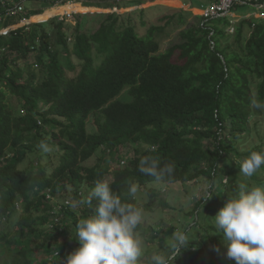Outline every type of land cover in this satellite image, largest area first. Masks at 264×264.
I'll list each match as a JSON object with an SVG mask.
<instances>
[{
  "label": "trees",
  "instance_id": "1",
  "mask_svg": "<svg viewBox=\"0 0 264 264\" xmlns=\"http://www.w3.org/2000/svg\"><path fill=\"white\" fill-rule=\"evenodd\" d=\"M60 1L70 0L40 3ZM145 1L126 0L124 6ZM22 5L16 15L0 8V30L34 15L49 18L44 6ZM81 9L74 5L73 12H86ZM197 18L164 51L154 36L161 27L149 25L140 33L123 14H107L93 32L78 25L72 53L64 40L63 20L0 34V264H64L79 246L76 224L94 214L97 201L75 211L68 199L58 202L59 195L70 186L81 202L82 185L91 192L96 181L106 179L123 200L139 207L127 193L131 184L143 187L155 181L138 171L146 156L174 166L164 183L200 177L230 183L223 182L221 173L227 177L230 172H222L220 163L238 154L236 143L249 117L264 112L251 106L253 100L264 103V19H243L233 26L229 17ZM178 21L184 22L182 15ZM229 26L233 34L227 32ZM70 54L82 63L75 76L68 75L75 68ZM42 140L50 146L47 153L38 147ZM253 151L264 149L256 147L247 156ZM97 152L96 164L83 165ZM115 153L125 160L111 170ZM235 178L233 193L241 183L264 184V165L251 178ZM206 201H196L189 214H199ZM208 208L203 213L207 223H197L202 237L187 234L189 243L175 264H235L225 256L222 233H217Z\"/></svg>",
  "mask_w": 264,
  "mask_h": 264
},
{
  "label": "rangeland",
  "instance_id": "2",
  "mask_svg": "<svg viewBox=\"0 0 264 264\" xmlns=\"http://www.w3.org/2000/svg\"><path fill=\"white\" fill-rule=\"evenodd\" d=\"M16 1L17 0H0V8H4L8 5L10 6L7 7V9L12 8L13 6L17 5L18 2ZM23 1H25L26 5L30 6V8L44 6L42 7V12L51 7L59 6L57 5L58 3H55L52 6L43 5L40 3L42 0ZM77 1L78 2H76V0H70L66 3H73V6L75 5L76 7H82V9L86 12L57 14L42 20L40 18L34 17V15L24 19L16 25L1 29L0 34L6 33L9 30L22 25L42 23L51 21L52 19H54L56 23L67 17L65 20H63L65 25L63 29L64 40H66L67 46L69 47V52L72 53V47L74 43L72 36L78 25H80L79 28L82 31L93 32L99 28L101 22L107 14H123L126 17L132 18V21L137 24V28L140 33H146L149 25L161 27L159 30L155 31L154 36L159 42L160 51H164L166 48L180 40L179 33L181 30L187 28L193 22L199 20L197 17H205L203 14V9L209 4L208 0H146L143 4L126 7L124 6L127 5L126 0ZM61 2L62 1H60V3ZM23 9L24 8H22V10ZM260 12H262V10L253 5L238 4L231 11L229 24L235 26L240 20L243 19H260L261 17L258 15L255 16ZM171 15L174 16V19L172 21H168L166 17ZM178 15H182L184 22L178 21ZM261 19H264V17ZM143 22H145V24H143ZM45 25H47V23ZM228 28H230V26ZM227 32L230 34L234 33L233 29H228ZM246 32L247 30L245 33ZM50 33L52 35V45H55L56 43L58 44L56 41V29L50 30ZM70 55L71 61L75 65V68L73 71H68V75L75 76L80 71L82 63L77 58L72 56V54ZM176 57L174 59H176ZM32 59L33 56H31L29 61ZM35 69L37 70V68ZM255 89L256 87L252 86L251 94L253 97H255ZM88 127L90 130H92L91 119L88 123ZM246 128L247 130L241 137V140L236 143L238 154H231L229 159L223 158L220 163L222 166H220V170L222 172H225V170L230 172L228 173L227 177H225V173H221L224 175L223 182L228 183L230 179L229 184H222L218 178L211 181L207 180L205 177H200L195 181L186 183H164L162 181H153L147 183L143 187L137 186L138 191L135 197L139 207L143 210V220L137 229L143 240V255L140 258V264H150V257L154 252L167 253L170 250L171 244L173 243V233L177 231L185 232L191 236H194L195 233H197L198 238H201L203 234V231L201 230V224L203 221L207 223V220L203 219V213L206 212L207 206L212 208H208L207 213L210 216L211 222H214V216L216 213L213 209L217 208L220 210L223 207L227 196L234 194L232 192L233 190L230 188L234 187L237 182V180L236 182L234 181L236 179L235 177H241V175H243L239 172V168L244 158L247 157V153H249L248 151L256 149V147L264 149V112L251 115ZM144 147L146 146L144 145ZM120 153L125 152L123 149H121ZM99 155L100 153L97 152L91 159L85 161L83 165L92 166L96 164L98 162ZM31 156L33 159H35L36 153L32 154ZM123 159L125 160L123 155L119 156L117 153H115L109 160L111 162L110 169L112 170L114 167L121 165L123 162L120 164L119 161H122ZM117 162L119 164H117ZM209 192L212 193L211 198L206 199V201L205 198ZM80 193L83 198L81 202H78L72 195L73 188L69 186L64 194L59 195L60 199H57V201L59 202L63 198H66L68 199L67 204L69 208L79 211L83 209L85 204L82 203V201H86L88 195H90L91 192L85 184L80 187ZM157 194L158 196H156ZM202 198L204 201H206V205H204V203L203 205L200 204L199 208L197 209L199 214H189L196 201ZM198 222L201 224L197 225ZM194 226H196L198 230H193L192 233ZM162 227L164 230H162ZM3 251L4 247L0 244V254H2Z\"/></svg>",
  "mask_w": 264,
  "mask_h": 264
},
{
  "label": "clouds",
  "instance_id": "3",
  "mask_svg": "<svg viewBox=\"0 0 264 264\" xmlns=\"http://www.w3.org/2000/svg\"><path fill=\"white\" fill-rule=\"evenodd\" d=\"M251 106L264 110V103L256 100ZM38 147L44 153L50 151L46 141H40ZM262 165L264 152L253 151L240 164L239 172L251 178ZM138 171L160 182L173 174L174 166L161 165L157 159L146 156L139 161ZM137 191V185L131 184L127 194L135 198ZM93 199L97 201L94 214L76 224L75 239L79 246L64 264H140L143 240L137 229L143 220L142 208L123 200L106 179L96 181L89 199L82 203L91 204ZM214 223L217 233H222L228 260H234L235 264H264V184L251 187L239 184L214 216ZM188 243L185 232L173 233L170 250L154 252L150 264H175Z\"/></svg>",
  "mask_w": 264,
  "mask_h": 264
},
{
  "label": "built area",
  "instance_id": "4",
  "mask_svg": "<svg viewBox=\"0 0 264 264\" xmlns=\"http://www.w3.org/2000/svg\"><path fill=\"white\" fill-rule=\"evenodd\" d=\"M208 1H209L208 6L203 9V14L207 18L230 17L232 9L238 4L253 5L258 9L262 10V12L256 14L255 16L258 15L261 18L264 17V0H208ZM16 2H18L17 5L13 6L12 8L7 9V7H9L10 5L5 7L7 14L16 15L23 11L22 8L24 7V5H22V3H24L25 1L17 0ZM57 5H63V4L58 3ZM229 29H233V27L231 26Z\"/></svg>",
  "mask_w": 264,
  "mask_h": 264
},
{
  "label": "bare ground",
  "instance_id": "5",
  "mask_svg": "<svg viewBox=\"0 0 264 264\" xmlns=\"http://www.w3.org/2000/svg\"><path fill=\"white\" fill-rule=\"evenodd\" d=\"M74 10L73 3H66L64 5L54 6L49 9H46V13L49 17H52L57 14L71 13Z\"/></svg>",
  "mask_w": 264,
  "mask_h": 264
}]
</instances>
